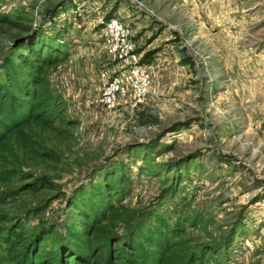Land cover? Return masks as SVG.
Instances as JSON below:
<instances>
[{"label":"rangeland","instance_id":"374dc122","mask_svg":"<svg viewBox=\"0 0 264 264\" xmlns=\"http://www.w3.org/2000/svg\"><path fill=\"white\" fill-rule=\"evenodd\" d=\"M113 19L151 81L142 103L107 110ZM43 35L56 53L34 56ZM30 71L53 121L33 130L38 152L3 156L16 176L0 183V264L33 251L108 264L148 240L174 264H264V0H0V84ZM80 211L95 215L91 236Z\"/></svg>","mask_w":264,"mask_h":264},{"label":"trees","instance_id":"16d2710c","mask_svg":"<svg viewBox=\"0 0 264 264\" xmlns=\"http://www.w3.org/2000/svg\"><path fill=\"white\" fill-rule=\"evenodd\" d=\"M39 39V40H38ZM38 43L32 49V54L38 56L44 51L56 53V44L49 36L38 37ZM59 52V50H58ZM144 63V60H142ZM15 74L9 77L11 84L10 91L0 84V183H10L16 176L13 170L2 171L5 165L4 157L12 155L14 151L38 152L34 129L48 126L53 121V116L48 112L51 97L42 89V80L30 71L25 80L16 83ZM108 197L111 201L119 200L118 184L115 176H108ZM102 204V217L111 212V207L104 202V197L100 196ZM101 207V206H99ZM100 214V215H101ZM103 220V219H102ZM81 230L84 235L91 236L97 227L95 215L80 211L78 216ZM149 253L141 252L138 244L127 246L130 253L128 256L118 255L110 257L108 264H174L171 262L168 251L163 241L157 242L148 240ZM52 258L48 261L40 251L32 252L23 264H52ZM64 264H87L83 259L66 253ZM186 264H199L198 261L189 259Z\"/></svg>","mask_w":264,"mask_h":264},{"label":"built area","instance_id":"2783aa9c","mask_svg":"<svg viewBox=\"0 0 264 264\" xmlns=\"http://www.w3.org/2000/svg\"><path fill=\"white\" fill-rule=\"evenodd\" d=\"M102 32L108 51L121 64V70L104 78L100 103L107 110L115 109L120 103L132 106L142 103L149 94L150 70L141 63L140 55L130 40L128 28L113 19Z\"/></svg>","mask_w":264,"mask_h":264}]
</instances>
